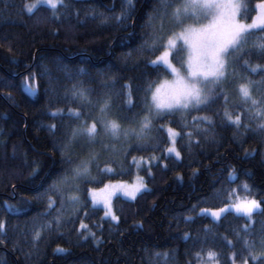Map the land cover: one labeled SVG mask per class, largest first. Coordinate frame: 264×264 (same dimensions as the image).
Masks as SVG:
<instances>
[{
    "label": "trees",
    "instance_id": "obj_1",
    "mask_svg": "<svg viewBox=\"0 0 264 264\" xmlns=\"http://www.w3.org/2000/svg\"><path fill=\"white\" fill-rule=\"evenodd\" d=\"M32 2L35 0H0V220L6 221L7 232L6 237H0L5 240L0 245V259L5 264H160L155 253L167 252L171 256L175 250L178 264H198L194 254L202 248L219 252L221 264L234 251L247 256L233 231L247 223L244 218L230 211L214 222L210 216L200 214L201 209L219 208L228 202L213 195L220 189H236L238 196L255 198L264 207V134L243 128L240 132L244 135L237 134L234 127L216 115L222 109L219 101L199 112H177L154 121L155 125L170 126L185 133L195 127L192 117L213 118L211 132H194L191 145L185 135L177 139L180 159L163 151L169 146L166 131L153 132L157 139L150 143H158V147L142 151L133 148L126 158L122 150L112 156L102 152L98 143L89 145L86 137L78 138L74 157H83L95 150L100 152L101 168L108 163L116 169L113 174H98L93 166L91 175H99L100 182H81L82 189L101 188L109 181H130L139 172L151 191L138 194L135 200L115 196L113 207L120 217L118 222L105 217L101 207H93L87 192L81 191L80 205L65 206L63 215L71 217V222L51 232L41 229L56 215V209H52L50 215H42L47 211V197L42 194L63 171L59 146L67 142L72 128L79 124V121H69L66 115L63 118L50 115L57 108L66 111L68 107H78V101L64 98L65 90L74 83H82L90 90L93 101L109 93L113 99L110 118L129 127L134 126L131 119H121V116L131 117L136 112L144 115L142 97L147 83H159L171 75L148 64L163 47L155 52L137 51L149 39L153 26L159 31L163 9L158 0H135L131 18L123 23L115 20L101 23L99 16L92 17L93 10L107 16L118 15L122 0H65L69 7L60 8L55 16L44 4L29 14L24 5ZM244 2L252 9L259 0ZM154 9L159 11L154 12ZM150 13L156 16L151 25ZM255 14L254 10L249 11L248 19ZM164 23L166 39L170 26L167 18ZM129 52L131 56L127 55ZM245 58L253 65H264V58L257 55ZM236 67L242 71L238 65ZM82 68L85 69L83 73L80 72ZM247 75L253 80L264 77V73ZM50 83L55 92L50 90ZM125 83L132 85L136 101V107L131 110L122 104L126 96L115 95L127 92L122 89ZM26 84L35 87L36 93L28 92ZM227 90L229 111L242 113L243 108L232 107L241 103L239 95L232 86ZM148 95L150 97V93ZM253 95L258 96L260 92L254 90ZM91 112L97 114L95 108ZM182 116L188 128L181 127ZM242 119L255 127L254 121L244 116ZM50 124L57 125L54 132L49 130ZM199 127L203 129L207 125L201 123ZM105 143L120 148L116 141L106 138ZM135 143V138L128 141L131 145ZM253 149L256 150L254 154L245 155V150ZM132 156L159 159L151 162L149 174L147 163L137 167L131 163ZM37 165L38 174L33 176L32 170ZM233 169L236 178L230 182L228 174ZM245 181L251 188L250 193L243 190ZM48 195L57 200L56 208H59V196ZM75 208L80 210L74 211ZM186 217L192 219L187 221ZM253 219L258 222L256 228L259 229L264 213L257 212ZM81 220L96 234L99 243L91 237L87 240L80 237L78 229L87 235L86 230L79 228ZM205 227L213 230L212 234H207V241ZM37 230L41 231L42 238L33 243L31 238ZM185 233L190 235L187 240L183 238ZM225 237L233 241L235 248L227 245ZM57 246L68 252L55 253ZM259 250L257 245L256 251ZM26 253L31 255L26 258ZM240 259L237 256V264ZM169 264H173L171 259ZM248 264L257 262L249 259Z\"/></svg>",
    "mask_w": 264,
    "mask_h": 264
},
{
    "label": "snow or ice",
    "instance_id": "obj_2",
    "mask_svg": "<svg viewBox=\"0 0 264 264\" xmlns=\"http://www.w3.org/2000/svg\"><path fill=\"white\" fill-rule=\"evenodd\" d=\"M158 3L163 9L159 31L153 26L149 39L145 40L137 51L155 52L163 47V51L155 59H150L148 64L154 69H162L168 72L173 79H163L159 83L154 81L147 83V86L143 89L144 96L142 97L144 115L136 112L131 117L121 116V119H131L134 126L129 127H124L119 120L110 118L113 99L109 93H103L93 101L90 90L85 88L82 83H74L71 88L65 90L64 98L67 100L70 97L73 101H78V107H68L66 111L64 108H57L50 115L53 117L60 116L61 118L66 115L69 121H79V124L72 128L71 135L67 137V142L59 146L61 163L64 165L63 171L42 194L47 197V211L42 215H50L51 210L56 209V215L41 226L42 230L51 232L54 228L59 229L65 223L71 222V217L63 215L65 206L66 204L80 205L81 197L79 193L81 191L87 192L93 207L103 205L104 216L117 222L120 217L113 210V197L119 193L124 197L135 200L138 194L151 191L145 183L144 177L141 176H137L131 184L124 181H109L104 183L102 188L89 187L86 190L82 189L81 182L87 184L100 182L99 175H91L93 166L96 167L98 174H113L116 173V169L108 163H105L101 168L99 163L100 152L95 150H90L83 157H74V145L80 137H86L89 145L98 143L102 152L111 153L112 156H116L122 150L126 158L127 153L133 148L142 151L148 147H158V143L155 145L150 143L157 139L153 132L166 131L169 146L164 148L163 151L168 155L174 154L177 159H180L181 152L176 147L177 139L185 135L189 138L188 144L191 145L194 142L192 140L194 132H211L215 123L213 118L209 116L192 117L191 123L195 127L185 133L178 132L174 128L162 124L155 125L154 121L177 112L182 114L193 110L199 112L218 101L222 104V109L218 110L216 115L221 117L222 122L234 127L237 134L244 135L240 132L242 128L246 131L264 134V77L260 80H253L247 75V73L252 75L264 73V65H253L249 62V59L245 58L251 55L264 58V0H259L252 9H249L248 5L242 3L241 0H158ZM41 4L47 5L54 16L60 8L69 7L65 0H35L32 3H25L24 10L32 14ZM169 8H171L170 12ZM134 10L135 0H122L121 11L118 15L107 16L103 12L97 13L93 10L92 17L99 16L101 23L109 20L123 23L131 18ZM253 10L256 14L251 17L250 23L246 22L248 12ZM155 11H159V9H154ZM242 16L245 19L242 20ZM165 18L168 19L170 25L167 29L170 34L167 35L166 39L164 35ZM154 19H156L155 14L150 13V25ZM189 19L193 23H186ZM201 20H205L206 23H201ZM176 28L180 30L177 32L175 31ZM257 32L261 34L255 35ZM158 41L162 43H158ZM127 55L131 56L132 53L129 52ZM174 60L181 67L186 65V75L181 73V68L173 63ZM237 65L242 71L237 70ZM84 71L85 69H80L81 73ZM228 86L233 87L241 101L239 105L233 104L232 107L243 108L242 113L234 114L229 111ZM122 89H127V92H117L115 95L120 96L123 94L126 99L122 101V104L129 110L135 108L136 101L133 99L132 85L125 83L122 85ZM26 90L35 94L37 89L30 84H26ZM50 90L55 92V88L51 83ZM254 90L259 91L260 95H253ZM85 108L89 110L84 111ZM92 108L96 109V115H92ZM242 116L254 121L255 127L245 123ZM201 123L207 125V127L201 129L199 127ZM48 127L50 131L54 132L57 125L50 124ZM181 127H189L183 116ZM106 138L120 143V148L118 149L113 143H105ZM130 138H135L136 143L134 145L128 144ZM195 142L199 143V141ZM255 151V149L245 150V155H252ZM157 159L159 158L155 156L148 158L141 156L139 159L132 156L131 163L136 164L137 167L147 163V171L151 174V162ZM113 162L119 161L113 160ZM38 171L39 166L37 165L33 168L32 175H37ZM234 173L235 169L228 174L230 182L236 178ZM242 187L245 192H251V188L246 181ZM48 193L59 196V208H56L57 200L53 199V196L48 195ZM213 195L228 202L219 208L201 209V215L210 216L216 222L231 211L247 221V223L239 225L233 231L237 241L242 243L243 250L248 255L243 256L242 253L234 251L227 256L224 264H237V256L241 257L239 264H248L249 259L257 262V264H264V221L259 222L260 227L257 229L256 224L258 222L253 219L257 212L264 213L262 202L250 196L242 198L237 195L236 189H220ZM8 207L11 209L10 205ZM79 210V208L74 209L77 212ZM85 215H87V212H85ZM185 219L190 221L192 217H186ZM79 228L87 231V235H85L83 231L78 229L82 239L87 240L91 237L97 243L100 242L96 234L88 228L83 220H81ZM203 231L206 233L204 239L207 241V234H212L213 230L205 227ZM6 236V221L0 220V237ZM41 238V231L37 230L34 231L31 239L33 243H36ZM183 238L185 240L189 239V233H185ZM224 239L229 247L235 248L233 241L227 240L226 237ZM4 243L5 240L0 238V245ZM257 245H259V252L256 251ZM54 252L67 253L68 249L57 246ZM25 255L27 258L31 253ZM155 255L160 264H169V259L173 261V264H178L175 250L172 251L171 256L167 252H157ZM194 255L198 264H221V254L212 248H208L207 251L202 248ZM0 264H5L3 259H0ZM188 264H191V262H188Z\"/></svg>",
    "mask_w": 264,
    "mask_h": 264
},
{
    "label": "rangeland",
    "instance_id": "obj_3",
    "mask_svg": "<svg viewBox=\"0 0 264 264\" xmlns=\"http://www.w3.org/2000/svg\"><path fill=\"white\" fill-rule=\"evenodd\" d=\"M241 2L242 3H245L244 2V0H241ZM241 19L243 20V19H245V17H241ZM201 23H206V21L205 20H201L200 21ZM246 22H251V18L250 19H248L247 18V20H246ZM186 23H193V21L191 20V19H189V20H187L186 21ZM180 29L179 28H176L175 29V31H179ZM170 34V33H169ZM185 58H186V54H185ZM173 63H176V61L174 60L173 61ZM176 66L178 67V68H181V73L182 74H185L186 75V65H185V67H181V65L179 64V63H176ZM168 80H171V79H173V77L172 76H170L169 78H167ZM167 127H170V126H167ZM176 147H177V142H176ZM177 149H178V147H177ZM173 156H174V154H172ZM142 165V164H141ZM141 165L139 166V167H141ZM137 176H141V177H143L139 172H138V174L133 178V180H130V181H128V180H123L124 182H127V183H129V184H131V183H133L135 180H136V177ZM103 187V186H102ZM101 187V188H102ZM117 195H120V196H123V195H121V194H117ZM124 197V196H123ZM125 198H127V197H125ZM113 199H114V197L112 198V206H113ZM129 199V198H128ZM98 207H101L102 209H103V205H97ZM104 210V209H103ZM113 210H114V207H113ZM108 218H110V217H108Z\"/></svg>",
    "mask_w": 264,
    "mask_h": 264
}]
</instances>
